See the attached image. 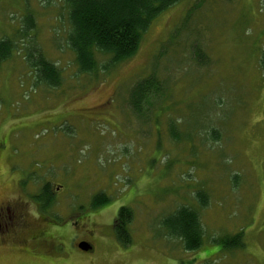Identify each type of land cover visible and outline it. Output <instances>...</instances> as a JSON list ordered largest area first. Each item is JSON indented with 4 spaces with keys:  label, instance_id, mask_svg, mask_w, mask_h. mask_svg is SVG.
I'll return each instance as SVG.
<instances>
[{
    "label": "rangeland",
    "instance_id": "374dc122",
    "mask_svg": "<svg viewBox=\"0 0 264 264\" xmlns=\"http://www.w3.org/2000/svg\"><path fill=\"white\" fill-rule=\"evenodd\" d=\"M69 28L64 0H0V40L16 45L0 63V201L21 200L43 231L27 255L0 248V264H264V0H180L132 56L106 69L98 56L88 73L66 44ZM195 45L206 62L194 60ZM34 48L56 66L58 86L38 80ZM152 72L165 93L138 116L129 91ZM46 183L43 221L34 195ZM99 192L110 201L92 208ZM120 206L132 210L126 246L113 230ZM180 206L198 212L196 250L161 225ZM236 233L244 245L226 249L221 239Z\"/></svg>",
    "mask_w": 264,
    "mask_h": 264
},
{
    "label": "trees",
    "instance_id": "16d2710c",
    "mask_svg": "<svg viewBox=\"0 0 264 264\" xmlns=\"http://www.w3.org/2000/svg\"><path fill=\"white\" fill-rule=\"evenodd\" d=\"M179 1L64 0L70 26L66 44L73 51L79 69L86 73L94 71L98 65V56L108 57L106 63L102 64V69L132 56L152 20ZM190 13L191 10L187 15ZM25 23V28L33 26L30 15L25 17ZM15 47L11 39L0 40V63L10 56ZM161 48L165 53L163 45ZM191 53L197 63L206 62L205 55L196 45ZM27 62L34 68L39 81L49 86L59 85L56 66L45 60L39 50L34 48L33 52H29ZM259 67L264 81V49L259 57ZM164 86L165 82L161 81L155 72L135 82L129 91V104L133 113L142 116V109L150 99L164 96ZM48 190V185H44L36 197L43 208H48L53 203V197ZM196 200L201 206L207 203L201 190L196 192ZM109 201L110 198L105 193L99 192L93 196L91 207L98 208ZM131 220L132 210L127 206H120L113 221V230L117 240L124 246L131 241L128 230ZM161 225L166 232L181 241L184 250H196L201 247L203 228L198 212L192 207H178L171 216L163 219ZM240 238L241 233H236L223 237L221 243L229 250L242 247L244 244Z\"/></svg>",
    "mask_w": 264,
    "mask_h": 264
},
{
    "label": "flooded vegetation",
    "instance_id": "af4514ba",
    "mask_svg": "<svg viewBox=\"0 0 264 264\" xmlns=\"http://www.w3.org/2000/svg\"><path fill=\"white\" fill-rule=\"evenodd\" d=\"M48 185V183H46ZM44 184L45 186H47ZM43 185V186H44ZM42 186V187H43ZM58 186H56L57 189ZM50 192V190H48ZM40 193V192H39ZM39 193L34 195V202H37V211H41L39 216L44 217L43 213L48 208H43L40 200H37ZM52 197V193H50ZM38 221L30 219L21 200H15V203L11 205L9 201H0V248H5L9 245H17L16 248L20 254L27 255L34 248L35 245L42 243V229H39ZM39 229V230H38ZM83 240L77 243L79 245Z\"/></svg>",
    "mask_w": 264,
    "mask_h": 264
},
{
    "label": "water",
    "instance_id": "95a60500",
    "mask_svg": "<svg viewBox=\"0 0 264 264\" xmlns=\"http://www.w3.org/2000/svg\"><path fill=\"white\" fill-rule=\"evenodd\" d=\"M78 247L82 250H90L92 247L91 245L87 244L86 242H82L78 245Z\"/></svg>",
    "mask_w": 264,
    "mask_h": 264
}]
</instances>
